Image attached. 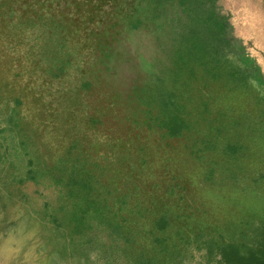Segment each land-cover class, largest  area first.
<instances>
[{
  "label": "rangeland",
  "instance_id": "374dc122",
  "mask_svg": "<svg viewBox=\"0 0 264 264\" xmlns=\"http://www.w3.org/2000/svg\"><path fill=\"white\" fill-rule=\"evenodd\" d=\"M263 174L264 0H0V264H206Z\"/></svg>",
  "mask_w": 264,
  "mask_h": 264
},
{
  "label": "trees",
  "instance_id": "16d2710c",
  "mask_svg": "<svg viewBox=\"0 0 264 264\" xmlns=\"http://www.w3.org/2000/svg\"><path fill=\"white\" fill-rule=\"evenodd\" d=\"M180 39L186 50L178 48L175 54L171 55L176 62L182 64L186 54L194 62L204 59L208 54V40L203 38L196 28L189 26L187 30L184 29ZM175 120H170L166 124L170 135L181 134L182 129L188 126L183 118H180V122ZM228 148L233 153H238L240 150L237 144H230ZM261 177H264V174ZM170 225V218L166 214L155 221V226L160 231H165ZM240 235L244 237L253 235L255 241L251 244L238 239L226 241L223 234L218 238L211 237L203 241V247L207 250L206 264H264V224L262 227H257L253 234L242 230ZM201 237L202 235H198L199 239Z\"/></svg>",
  "mask_w": 264,
  "mask_h": 264
}]
</instances>
